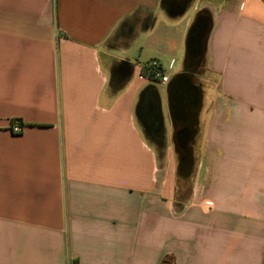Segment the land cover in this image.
Instances as JSON below:
<instances>
[{
    "label": "crops",
    "instance_id": "0c3cea01",
    "mask_svg": "<svg viewBox=\"0 0 264 264\" xmlns=\"http://www.w3.org/2000/svg\"><path fill=\"white\" fill-rule=\"evenodd\" d=\"M177 24L187 61L206 27L180 186L119 57ZM0 264H264V0H0Z\"/></svg>",
    "mask_w": 264,
    "mask_h": 264
},
{
    "label": "flooded vegetation",
    "instance_id": "af4514ba",
    "mask_svg": "<svg viewBox=\"0 0 264 264\" xmlns=\"http://www.w3.org/2000/svg\"><path fill=\"white\" fill-rule=\"evenodd\" d=\"M194 29L189 40L190 57L187 70L175 80L168 82L165 102L154 89L146 90L139 110L144 126L148 129L147 133L157 146H160L162 141L160 117L163 118L165 113V118L172 121V139L184 173L191 165L189 153L194 141L191 121L200 100L193 65L202 57L206 34V27L203 25L196 26Z\"/></svg>",
    "mask_w": 264,
    "mask_h": 264
},
{
    "label": "rangeland",
    "instance_id": "374dc122",
    "mask_svg": "<svg viewBox=\"0 0 264 264\" xmlns=\"http://www.w3.org/2000/svg\"><path fill=\"white\" fill-rule=\"evenodd\" d=\"M180 37V45H181V50L180 53L176 56L174 54H165V56L160 57L157 53L154 52L153 49H151L150 44H152L151 39L148 38V34L150 31H144L141 28H138V30H136V40L134 43H132V49L131 51H129V53H126L125 55H119V57L121 58H127L129 59L132 63L134 64H138L142 67H146L149 66L150 62L153 59H158L161 64L163 65V68L165 70V72L167 74H169L170 76V81L173 80V78L180 73V71L185 67L187 68V57H186V47H187V32L189 31V28L186 30V32H184V29L181 28V24H177L176 27L173 28H169L168 26H162V25H157L156 27V31L154 34V40H157L156 43L158 46L159 43L161 44V42H159L161 39L160 37H163V35H167V37H169L173 32L172 36L173 39H176V33L175 32H179L182 33ZM165 38V37H164ZM153 40V41H154ZM178 45L177 42L174 43V48H176ZM174 50V49H173ZM173 60V62H171ZM173 63V64H171ZM150 85L155 86L158 91L159 94L161 95V98L163 99L162 101L165 102L166 100V93H167V85H161L160 83H158L157 81L154 80H150L149 81ZM164 111V110H163ZM165 112V111H164ZM169 121L167 120V118H165V113H164V117H163V130H162V141L160 142V146H164L165 151H167L168 147L171 150L168 155H166V153H161V155H158V158H160V160H162L164 157L168 158V160L170 161L172 168L175 169V172L173 177L176 178V183L177 185H182V181H181V175H182V170H181V165H180V161H179V156L177 154V151L175 149V143L174 140L172 139V137H169ZM160 150V149H158ZM163 149H161L162 151ZM164 151V150H163ZM167 151V152H168ZM179 188V187H178Z\"/></svg>",
    "mask_w": 264,
    "mask_h": 264
},
{
    "label": "built area",
    "instance_id": "2783aa9c",
    "mask_svg": "<svg viewBox=\"0 0 264 264\" xmlns=\"http://www.w3.org/2000/svg\"><path fill=\"white\" fill-rule=\"evenodd\" d=\"M146 77L151 80L157 81L161 85H167L169 76L165 73L164 69L157 60H152L149 66L145 67ZM15 132H20V128L16 127Z\"/></svg>",
    "mask_w": 264,
    "mask_h": 264
},
{
    "label": "water",
    "instance_id": "95a60500",
    "mask_svg": "<svg viewBox=\"0 0 264 264\" xmlns=\"http://www.w3.org/2000/svg\"><path fill=\"white\" fill-rule=\"evenodd\" d=\"M179 75H177V76H175L174 78H173V80H175L177 77H178ZM172 80V81H173ZM160 127H162L163 126V118L162 117H160Z\"/></svg>",
    "mask_w": 264,
    "mask_h": 264
},
{
    "label": "trees",
    "instance_id": "16d2710c",
    "mask_svg": "<svg viewBox=\"0 0 264 264\" xmlns=\"http://www.w3.org/2000/svg\"><path fill=\"white\" fill-rule=\"evenodd\" d=\"M196 26L197 25H195L193 28H192V30H195L194 28H196ZM191 36V35H190ZM144 74L146 75V73L144 72ZM149 80H151L150 78H149Z\"/></svg>",
    "mask_w": 264,
    "mask_h": 264
}]
</instances>
